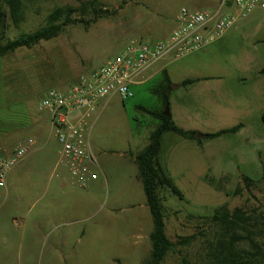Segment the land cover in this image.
<instances>
[{
  "label": "rangeland",
  "instance_id": "1",
  "mask_svg": "<svg viewBox=\"0 0 264 264\" xmlns=\"http://www.w3.org/2000/svg\"><path fill=\"white\" fill-rule=\"evenodd\" d=\"M22 1L25 20L18 28L9 23V38L42 26L56 5L86 0ZM98 1L107 18L87 28L69 25L0 57V148L10 152L23 139L34 140L0 191V264L148 263L152 220L134 156L158 121L139 106L167 109L195 131V139L173 132L161 138L158 160L183 197L168 187L159 191L165 233L176 243L159 264H208L214 237L204 217L217 206L240 207L264 223V9L239 17L215 42L154 66L165 64L170 77L167 107L152 91L163 74L144 80L154 68L130 85L131 96L112 94L101 102L88 120L95 178L80 187L63 165L55 166L59 144L47 114L37 110L39 98L103 65L130 39L164 38L182 6L214 10L219 0ZM187 78L198 81L178 85ZM239 122L234 134L204 137ZM242 175L252 179L249 189ZM238 184L242 190L234 194ZM190 235L192 241L179 243ZM254 238L264 242V234Z\"/></svg>",
  "mask_w": 264,
  "mask_h": 264
},
{
  "label": "built area",
  "instance_id": "2",
  "mask_svg": "<svg viewBox=\"0 0 264 264\" xmlns=\"http://www.w3.org/2000/svg\"><path fill=\"white\" fill-rule=\"evenodd\" d=\"M255 8L264 9V0H219L214 10L182 6L175 27L164 38L152 42L130 39L113 58L80 73L64 89H48L39 98L37 110L47 114L59 144L57 165H63L71 180L85 187L95 178L88 120L98 104L112 94L121 99L131 96L130 85L140 82L151 64L177 59L215 42L235 26L239 17ZM33 144V138L27 137L10 152L0 148V191L9 172Z\"/></svg>",
  "mask_w": 264,
  "mask_h": 264
},
{
  "label": "trees",
  "instance_id": "3",
  "mask_svg": "<svg viewBox=\"0 0 264 264\" xmlns=\"http://www.w3.org/2000/svg\"><path fill=\"white\" fill-rule=\"evenodd\" d=\"M33 3L35 0H28ZM108 11L101 7L98 0H86L77 6L71 4L56 5L47 11L44 24L34 30L21 32L13 38L7 37L9 25L18 28L25 20V4L22 0H0V57H3L19 48H31L41 41L50 40L58 36L64 29L73 24H81L87 28L98 19L107 18ZM10 23V24H9ZM163 80L152 91L159 97L162 106L168 104L170 78L165 69L160 71ZM264 74V68L260 69ZM198 79H185L181 85L192 84ZM139 109L156 119L157 125L150 132L147 144L135 156L134 161L138 168V176L142 183L146 205L148 207L152 229L149 232L151 244L150 258L147 264H159L168 252L174 251L176 243L168 239L165 233V223L162 214L160 189L168 187L171 192L182 198L181 191L172 179L166 175L159 160L161 138L165 132H173L184 138L195 139L194 130H184L178 127L171 115H164L162 110H151L139 106ZM243 124L241 122L214 132L206 133L204 137L216 138L221 135L236 133ZM261 178L264 180V165L261 169ZM246 189L253 182L248 176H241ZM242 190L237 185L233 193ZM205 222L213 228L214 240L208 244V264H264V242L254 238L264 234L263 222L258 221L250 213L240 207L228 209L226 204L217 206L210 216L204 217ZM194 239L193 235L181 237V244H187Z\"/></svg>",
  "mask_w": 264,
  "mask_h": 264
},
{
  "label": "crops",
  "instance_id": "4",
  "mask_svg": "<svg viewBox=\"0 0 264 264\" xmlns=\"http://www.w3.org/2000/svg\"><path fill=\"white\" fill-rule=\"evenodd\" d=\"M164 61H159V62H156V63H153V64H151L144 72H143V75L145 74V73H147V72H150V71H152V68H154V66L157 64V63H163ZM164 66H165V64H161L159 67H157V68H154V70L152 71V72H150V74H148V76L146 77V78H144V80L145 79H147V78H150L152 75H154V74H156V73H158L159 71H161V69H163L164 68ZM170 78V77H169ZM143 80V79H142ZM183 81V80H182ZM181 81V82H182ZM181 82L178 84V85H180V86H183V85H181ZM193 84V83H192ZM103 102V101H102ZM100 104V103H99ZM98 104V105H99ZM98 107V106H97ZM169 113H170V115H171V118H172V120L175 122V124L178 126V127H180L181 129H184V130H190V129H188V128H185L184 126H180V124H179V117L177 116V117H175L173 114H172V112H170L169 111ZM225 128H228V127H225ZM242 128V127H241ZM220 129H222V128H220ZM193 130V129H192ZM208 133H210V132H208ZM55 166H57V162H56V164H55ZM62 182H61V186L62 187H64L65 186V178L64 177H62Z\"/></svg>",
  "mask_w": 264,
  "mask_h": 264
},
{
  "label": "water",
  "instance_id": "5",
  "mask_svg": "<svg viewBox=\"0 0 264 264\" xmlns=\"http://www.w3.org/2000/svg\"><path fill=\"white\" fill-rule=\"evenodd\" d=\"M166 94H168V91H166ZM166 107H167V105H166ZM163 114H164V115H169L168 110L166 109V110L163 112ZM201 136H203V135H196V137H201Z\"/></svg>",
  "mask_w": 264,
  "mask_h": 264
}]
</instances>
